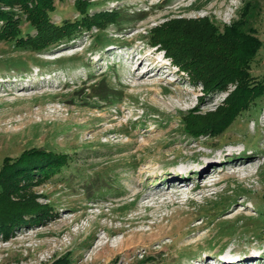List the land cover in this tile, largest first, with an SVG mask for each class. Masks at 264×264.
<instances>
[{"label": "rangeland", "instance_id": "obj_1", "mask_svg": "<svg viewBox=\"0 0 264 264\" xmlns=\"http://www.w3.org/2000/svg\"><path fill=\"white\" fill-rule=\"evenodd\" d=\"M75 1L53 0L51 21L79 19ZM88 1V15L115 12L117 22L41 51L0 40V177L4 159L27 150L67 156L58 172L28 187L50 216L7 238L0 233V264H194L226 253L259 254L249 264H264V92L221 133L192 132L224 116L238 83L208 92L149 44V30L166 22L211 26L233 49L238 30L259 43L241 72L264 84V0ZM18 17L20 36L33 35ZM146 66L153 68L139 79ZM244 157L253 158L248 175L233 174L230 163ZM207 162L220 180L202 190L210 179L197 178ZM186 172L191 189L177 202L136 208L165 176ZM135 213L145 222L128 233ZM102 226L121 230L109 235Z\"/></svg>", "mask_w": 264, "mask_h": 264}, {"label": "trees", "instance_id": "obj_2", "mask_svg": "<svg viewBox=\"0 0 264 264\" xmlns=\"http://www.w3.org/2000/svg\"><path fill=\"white\" fill-rule=\"evenodd\" d=\"M88 3V0H76L74 5L81 17L56 24L49 16L55 9L53 0H0V40L14 41L20 47L41 51L68 41L81 31L90 30L92 26L102 30L104 22H117L118 16L111 17L115 12L88 15ZM14 8H18L19 12L16 13ZM20 14L33 27V35L20 36ZM181 21H176L179 23L177 25ZM167 23L149 30V44L163 50L164 55L178 70L186 72L191 81L198 79L212 93L225 89L229 82L238 83L224 116H216L212 119L214 122L202 123L192 129L195 133L203 130L205 133L219 134L235 115L263 95L264 84L261 81L253 84L249 75L241 72L259 43L253 36L236 30L233 33L238 32L235 35L240 46L233 49L230 44L225 46L228 44L227 38L217 37L211 26H203L205 30H202L199 24L180 28L168 26ZM166 29L167 32H164ZM66 163L67 156L42 149L24 151L15 160L4 159L0 177V233L4 238L25 224H35L50 216L51 208L39 204L36 195L28 187L33 182L52 176ZM53 264L68 263L62 258Z\"/></svg>", "mask_w": 264, "mask_h": 264}, {"label": "bare ground", "instance_id": "obj_3", "mask_svg": "<svg viewBox=\"0 0 264 264\" xmlns=\"http://www.w3.org/2000/svg\"><path fill=\"white\" fill-rule=\"evenodd\" d=\"M141 64H142V60L139 61L136 64V66L134 67V69L131 71L133 73L136 72L139 69V67L141 66ZM159 67H160V65H157V71L155 72V75L161 69ZM151 68H153V66L152 67L146 66V68L143 70V72L139 75L138 78L139 79L144 78L151 71ZM185 147L189 149V148H193V145L186 143ZM251 160H253V158L250 159V158L244 157V158L234 159L230 163L232 165V168H233L232 173L233 174H246V176H247L249 173V170L251 168V165L253 164L251 162ZM227 164L220 165L219 168H217V169H220L221 167L226 166ZM141 173H143V172L141 171ZM187 173L188 172H186L187 177L182 178V179H180L179 176H175V175L165 176L162 180H160L159 183L156 184L157 187L154 186V193H151V191H150V192L144 193V195H142L141 197H137L138 194L135 192V196L138 198L137 203H135L136 208L138 209V203H140V202L143 203L146 200H148L150 203L149 205H145V204L143 205V207H146V208H154L155 207L154 204L157 203L158 199H161V201L160 200L159 201L162 202V204L165 203V200H168V199L171 203L177 202L178 198L181 195L180 193H184L186 190L191 189L190 188L191 187V185H190L191 180L188 178L189 175ZM217 174H218V172L216 170V167L214 165H212L211 163L207 162L205 164V166H203V168L199 171V175H198L197 179L199 181L201 179L204 181V180H207L209 178L210 180L205 182V184H203L202 190L209 188L210 186H214L220 180V179H212V177H214V175H217ZM154 176H156V173H150L148 175L149 178H153ZM198 186H200V185L198 184V181H196L194 187L198 188ZM194 192L195 191H192L191 193H194ZM133 200H136V199H133ZM140 205H142V204H140ZM145 219H146V216L141 215V213H135L131 218H129L130 224H131L130 227H132V228L127 230L128 233H135L136 232L135 228L137 226L143 224L145 222ZM101 228H103L105 231H107V233H109V235H115L118 232H120V230H121L120 228L108 229L106 226H102ZM136 229H138V228H136ZM108 242H109V240L106 243H108ZM230 254H232V253L230 252ZM222 255H223L222 259H219V260H216V257H214L215 256L214 254L205 255L202 259L198 260L199 263H194V264H249V263L259 261V259H261L259 254H257V255L256 254H249L247 256L239 257V258L234 257L233 254H232L233 258L227 253L222 254ZM217 256H220V255H217ZM208 258H210V260H208V261H211V262H207ZM212 259H213V261H212Z\"/></svg>", "mask_w": 264, "mask_h": 264}]
</instances>
